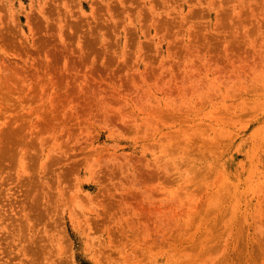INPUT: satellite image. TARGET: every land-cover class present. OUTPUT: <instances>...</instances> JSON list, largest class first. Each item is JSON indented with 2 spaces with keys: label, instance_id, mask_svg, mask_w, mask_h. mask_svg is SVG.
<instances>
[{
  "label": "rangeland",
  "instance_id": "rangeland-1",
  "mask_svg": "<svg viewBox=\"0 0 264 264\" xmlns=\"http://www.w3.org/2000/svg\"><path fill=\"white\" fill-rule=\"evenodd\" d=\"M0 264H264V0H0Z\"/></svg>",
  "mask_w": 264,
  "mask_h": 264
}]
</instances>
